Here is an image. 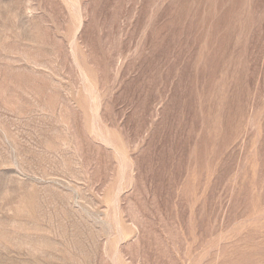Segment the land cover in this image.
<instances>
[{"label": "rangeland", "instance_id": "1", "mask_svg": "<svg viewBox=\"0 0 264 264\" xmlns=\"http://www.w3.org/2000/svg\"><path fill=\"white\" fill-rule=\"evenodd\" d=\"M0 264H264V0H0Z\"/></svg>", "mask_w": 264, "mask_h": 264}]
</instances>
